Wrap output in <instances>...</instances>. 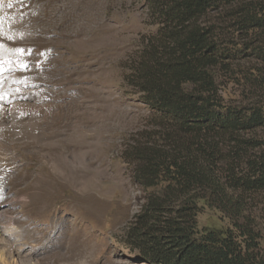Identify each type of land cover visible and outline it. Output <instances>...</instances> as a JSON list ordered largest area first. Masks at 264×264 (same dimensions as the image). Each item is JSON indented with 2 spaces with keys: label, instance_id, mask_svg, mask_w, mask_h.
<instances>
[{
  "label": "rangeland",
  "instance_id": "obj_1",
  "mask_svg": "<svg viewBox=\"0 0 264 264\" xmlns=\"http://www.w3.org/2000/svg\"><path fill=\"white\" fill-rule=\"evenodd\" d=\"M153 28L145 0H0L6 260L145 264L121 242L142 194L122 150L149 128L150 112L122 75ZM253 212L264 227V193ZM218 216L203 209L198 225H226Z\"/></svg>",
  "mask_w": 264,
  "mask_h": 264
},
{
  "label": "trees",
  "instance_id": "obj_2",
  "mask_svg": "<svg viewBox=\"0 0 264 264\" xmlns=\"http://www.w3.org/2000/svg\"><path fill=\"white\" fill-rule=\"evenodd\" d=\"M145 1L122 83L150 124L122 150L142 194L121 242L145 264H264V0Z\"/></svg>",
  "mask_w": 264,
  "mask_h": 264
},
{
  "label": "bare ground",
  "instance_id": "obj_3",
  "mask_svg": "<svg viewBox=\"0 0 264 264\" xmlns=\"http://www.w3.org/2000/svg\"><path fill=\"white\" fill-rule=\"evenodd\" d=\"M6 259L7 258L4 257V255L2 254V250L0 249V264H15L14 262L12 263Z\"/></svg>",
  "mask_w": 264,
  "mask_h": 264
},
{
  "label": "snow or ice",
  "instance_id": "obj_4",
  "mask_svg": "<svg viewBox=\"0 0 264 264\" xmlns=\"http://www.w3.org/2000/svg\"><path fill=\"white\" fill-rule=\"evenodd\" d=\"M9 39H11V38L9 37ZM0 47H2V45H0ZM18 51H20L21 53H23L24 50L23 49H18Z\"/></svg>",
  "mask_w": 264,
  "mask_h": 264
}]
</instances>
